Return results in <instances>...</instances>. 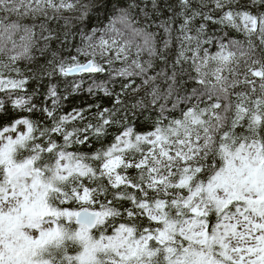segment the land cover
Masks as SVG:
<instances>
[{"label":"clouds","instance_id":"1","mask_svg":"<svg viewBox=\"0 0 264 264\" xmlns=\"http://www.w3.org/2000/svg\"><path fill=\"white\" fill-rule=\"evenodd\" d=\"M0 264H264V0H0Z\"/></svg>","mask_w":264,"mask_h":264}]
</instances>
